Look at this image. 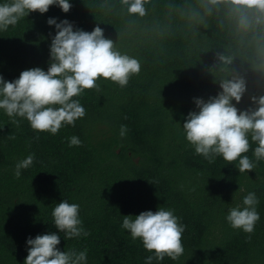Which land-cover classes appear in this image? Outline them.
<instances>
[{
  "label": "trees",
  "instance_id": "obj_1",
  "mask_svg": "<svg viewBox=\"0 0 264 264\" xmlns=\"http://www.w3.org/2000/svg\"><path fill=\"white\" fill-rule=\"evenodd\" d=\"M69 3L67 13L53 5L0 30L4 80L35 67L47 71L55 35L49 18L86 32L99 26L141 69L124 87L99 78L98 88L73 97L85 116L55 135L0 109V264H24L28 238L57 232L52 211L61 200L79 205L89 235L59 232L57 247L86 250V264H145L154 253L121 227L123 215L158 208L172 210L184 226V252L151 264H264V160L254 157L256 145L243 154L255 167L241 173L238 159L209 162L196 154L182 128L198 110L194 100L215 97L221 81H244L241 101H231L240 111L264 96V12L232 0H145L143 16L129 14L122 0ZM73 136L80 145L70 146ZM30 154L32 165L16 177V164ZM249 192L260 219L245 233L226 216L244 207Z\"/></svg>",
  "mask_w": 264,
  "mask_h": 264
},
{
  "label": "clouds",
  "instance_id": "obj_2",
  "mask_svg": "<svg viewBox=\"0 0 264 264\" xmlns=\"http://www.w3.org/2000/svg\"><path fill=\"white\" fill-rule=\"evenodd\" d=\"M216 3L217 0H211ZM128 5L129 14H145V0H122ZM235 5L256 8L264 12V0H232ZM58 6L62 12L70 11L69 0H11L0 4V30L15 25L30 12L44 14L50 6ZM47 24L55 26V35L50 43V59L47 71L39 67L21 71L19 77L6 81L0 76V109L9 117L27 120L31 128L55 135L63 125H74L85 116V109L78 100L85 89L98 88L97 79L110 80L124 87L132 75L139 74V60L114 50L113 41L103 35V29L95 27L91 32L73 28L68 20L59 23L49 18ZM221 91L207 101L194 100L197 111H190L182 128L186 140L194 147L195 153L209 162L216 156L231 164L239 160V172H250L255 164L247 155L250 142L254 143L253 155L256 160H264V96L251 97L255 108L240 111L231 101L239 103L246 91L242 79L221 81ZM15 122V121H14ZM127 132L121 126L120 135ZM78 137L69 140L70 146L80 145ZM33 155L16 164V177L21 169L33 163ZM258 199L249 192L243 199L244 207L231 208L226 221L233 229L252 233L260 219L256 210ZM52 217L56 233L38 234L26 240L27 256L24 264H86V250L61 251L59 232L68 238L87 236L81 226L79 205L61 200L53 209ZM123 215L121 227L130 232L131 237L140 239L145 250L153 252L145 264L152 260H163L168 256L177 259L184 252L182 233L184 226L172 210L158 208L155 212L142 211L138 215Z\"/></svg>",
  "mask_w": 264,
  "mask_h": 264
}]
</instances>
